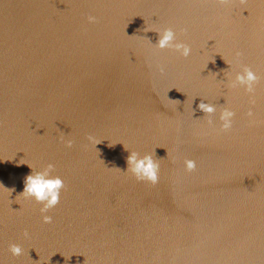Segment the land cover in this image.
Masks as SVG:
<instances>
[{
  "label": "water",
  "instance_id": "water-1",
  "mask_svg": "<svg viewBox=\"0 0 264 264\" xmlns=\"http://www.w3.org/2000/svg\"><path fill=\"white\" fill-rule=\"evenodd\" d=\"M37 1L0 0V101L14 118L53 122L12 120L0 136V264H264V0H54L82 12L76 50L59 36L63 16L45 21L48 0ZM165 27L191 47L187 59L155 47ZM244 66L260 77L254 105L229 86ZM224 108L235 112L228 132ZM131 152L152 155L157 184L127 171ZM50 163L65 187L44 224L21 194Z\"/></svg>",
  "mask_w": 264,
  "mask_h": 264
},
{
  "label": "clouds",
  "instance_id": "clouds-1",
  "mask_svg": "<svg viewBox=\"0 0 264 264\" xmlns=\"http://www.w3.org/2000/svg\"><path fill=\"white\" fill-rule=\"evenodd\" d=\"M214 3L227 6L233 2V0H213ZM89 24L98 23V19L95 16L89 15L87 17ZM181 32L186 33L187 29H181ZM159 39L155 47L159 50H171L178 53L181 57L187 59L191 54V47L186 43L176 42L177 34L172 27H165L162 31L157 32ZM237 62L242 56V53L237 51L235 54ZM158 71L161 75L165 74L166 65L158 64ZM260 77L252 71L248 66L243 67L242 72H238L235 75V79L231 81L230 87L237 88L242 87L247 94H249V100L252 105L255 104V86L259 83ZM198 109L203 113L211 117L216 112V107L209 103H204L201 101L198 105ZM249 118L254 117V113L249 109L247 113ZM235 112L224 108L219 116L220 120V131L228 132L232 129L234 124ZM251 122H255L252 120ZM209 126H213L214 122L210 118L208 120ZM89 144L96 146L100 142L97 141L94 135H88L86 137ZM62 142L66 148H72L74 145V140L63 139ZM127 163L129 165L128 170L135 177L137 182H149L155 185L159 182V164L153 159L152 155L140 156L136 152H131L127 158ZM186 170L189 172L195 171L196 162L193 160H185ZM55 171V166L53 164H48L42 171L32 172L25 179V187L21 196L26 199H34L39 205L40 213L42 217V222L44 224H51L53 219L51 216L47 215L52 208L57 206L60 202L61 190L65 187L64 181L59 176H53L52 173ZM23 236L27 239L29 238V233L25 231ZM9 251L13 256L19 257L23 254V249L19 244H11L9 246Z\"/></svg>",
  "mask_w": 264,
  "mask_h": 264
},
{
  "label": "bare ground",
  "instance_id": "bare-ground-1",
  "mask_svg": "<svg viewBox=\"0 0 264 264\" xmlns=\"http://www.w3.org/2000/svg\"><path fill=\"white\" fill-rule=\"evenodd\" d=\"M65 1V0H63ZM38 2L37 0H34V3ZM68 4V3H66ZM62 3H55L54 0H48L46 4V10L48 13V16L45 18V21L48 18H53L57 13L63 16V25L65 28V32H61L59 36H61L62 41L69 45L67 47L68 50H76L75 43L77 42V39L79 38L80 29L81 27L78 25L77 19L82 15V12H74L72 15H68V12H63L61 6ZM69 5V4H68ZM89 4L84 7L85 14L89 15ZM38 7L36 8L35 12V20L37 25H39L40 21L38 19ZM57 12V13H56ZM241 30V28H240ZM234 38L230 35L229 38H227V42L233 41ZM12 82V81H11ZM16 97V96H15ZM16 99L19 101V97H16ZM12 103V100L9 98V102L4 105L0 101V136L5 138L6 133H8L10 129V124L12 123V120H16V125L22 128H29V129H42L45 131L51 130L53 127V122L48 121L42 111L37 112L33 115L30 119L27 120H21L19 118L12 117V114L6 110ZM39 107L37 100H34L31 102V108L37 109ZM6 110V111H5ZM2 134V135H1ZM133 246V245H131Z\"/></svg>",
  "mask_w": 264,
  "mask_h": 264
}]
</instances>
